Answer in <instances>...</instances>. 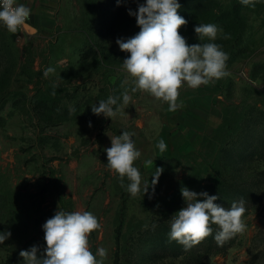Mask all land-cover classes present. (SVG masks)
<instances>
[{"label": "rangeland", "instance_id": "1", "mask_svg": "<svg viewBox=\"0 0 264 264\" xmlns=\"http://www.w3.org/2000/svg\"><path fill=\"white\" fill-rule=\"evenodd\" d=\"M145 2L63 0V22L28 21L35 31L17 34L0 24V232H11L0 244V264H24L19 253L33 246L43 254L42 226L58 210L98 218L101 228L89 235V247L93 254L108 250L104 264H264V0L254 8L240 0H178V14L188 21L179 32L189 45L209 42L198 39L199 24L223 30L212 42L229 55L230 75L196 89L185 83L178 103L213 92L223 120L188 141L166 138L164 152L156 147L157 131L175 121L161 120L177 119L181 110L131 92L133 78L123 68L130 54L116 43L140 31L129 9ZM63 32L70 36L57 44ZM75 32L83 39L74 40ZM49 67L55 71L45 78ZM126 89L129 105L122 102ZM109 96L120 97L117 116L93 114L92 105ZM140 118L150 121L143 127ZM123 131L135 133L141 153L136 196L126 190L128 179L121 187L107 166L110 137ZM148 160L153 163L145 166ZM156 168L163 172L153 188ZM182 187L215 195L226 209L243 199L246 232L219 246L213 224L212 235L185 251L169 239L172 216L186 206Z\"/></svg>", "mask_w": 264, "mask_h": 264}, {"label": "clouds", "instance_id": "2", "mask_svg": "<svg viewBox=\"0 0 264 264\" xmlns=\"http://www.w3.org/2000/svg\"><path fill=\"white\" fill-rule=\"evenodd\" d=\"M240 2L254 8L257 0ZM180 7L178 0H146L138 5L137 11L129 9V15L135 16L140 31L127 40H116L120 50L130 54L123 60V68L133 78L131 92H146L157 100L166 102L170 112L184 107L182 102L178 103V98L179 90L185 83L196 89L230 75L226 70L229 55L220 45L212 42L223 30L215 24H199L194 28L198 39L207 38L209 42L189 45L179 32L188 23L178 14ZM30 16L31 9L24 4H18L16 0H0V24L8 32L17 34L27 30ZM223 38L229 39L230 36L225 34ZM54 71L51 67L46 68L43 75L47 78ZM56 87L54 84L53 88ZM52 95H55V91ZM131 99L126 89L122 94L123 105H129ZM119 100L120 97L117 96L99 100V106L92 105V112L112 119L121 111ZM89 126L91 127V122ZM134 135L135 133L123 131L121 135L110 137L111 147L105 149L108 168L118 174L121 187H124V178L128 179L126 190L132 196L138 195L142 188L141 173L134 166L141 156L132 140ZM156 147L160 152L167 149L163 139L159 140ZM152 163V160L145 161V166ZM162 172V168H156L151 181L153 188ZM149 187V181L143 183V195L148 192ZM181 194L186 206L172 216L169 239L182 245L185 251L212 235L213 224L220 229L214 237L219 246L246 232L247 225L243 219L246 208L243 199L234 201L226 209L215 203L217 196L207 192L196 193L182 187ZM198 196L204 199L201 201ZM42 227L46 242L45 252L38 255L37 246L20 251L19 255L24 264H104L108 250L101 247L93 254L89 247V235L101 228L93 213L58 210ZM10 236L11 232H0V244H4Z\"/></svg>", "mask_w": 264, "mask_h": 264}, {"label": "crops", "instance_id": "3", "mask_svg": "<svg viewBox=\"0 0 264 264\" xmlns=\"http://www.w3.org/2000/svg\"><path fill=\"white\" fill-rule=\"evenodd\" d=\"M17 1L31 9V16L29 19L31 22H63V17L61 16L63 14V0ZM57 15L59 17L58 19ZM67 36L70 35L63 32L61 34V39L59 42H57V44H63L62 42H64ZM71 36L74 40L80 41L83 39V33L81 32H75V35ZM67 46H69L68 53L75 55V51L72 49L73 45L69 43ZM66 57L68 56L65 55V58ZM56 59L58 58H53V60ZM183 105L184 107L180 109L181 114L177 119L168 118L166 120H161L175 122H171L168 125L161 127V129L157 131V138L154 140L156 143H158L161 139L165 141L166 138L168 139L169 143H171V139H173L175 142V139H177L178 136L187 139V141L189 139H194L202 133L201 131L206 125H217L223 120V111L221 110V107L219 106L213 92H210L209 94L187 97L183 101ZM137 121H141V123L143 122L141 126L145 127L146 121L150 120L146 118H140ZM168 149H170V145L167 146L166 150ZM162 155L165 156L164 153H162Z\"/></svg>", "mask_w": 264, "mask_h": 264}, {"label": "water", "instance_id": "4", "mask_svg": "<svg viewBox=\"0 0 264 264\" xmlns=\"http://www.w3.org/2000/svg\"><path fill=\"white\" fill-rule=\"evenodd\" d=\"M30 31H35V28L32 27L31 25H29V28H28Z\"/></svg>", "mask_w": 264, "mask_h": 264}, {"label": "trees", "instance_id": "5", "mask_svg": "<svg viewBox=\"0 0 264 264\" xmlns=\"http://www.w3.org/2000/svg\"><path fill=\"white\" fill-rule=\"evenodd\" d=\"M119 235H120V231L118 232V237H119ZM115 264H118L117 259L115 260Z\"/></svg>", "mask_w": 264, "mask_h": 264}, {"label": "built area", "instance_id": "6", "mask_svg": "<svg viewBox=\"0 0 264 264\" xmlns=\"http://www.w3.org/2000/svg\"><path fill=\"white\" fill-rule=\"evenodd\" d=\"M16 2H17L18 4H22V3H20V2H19V1H17V0H16ZM28 21H29V20H28ZM27 23H28V22H27Z\"/></svg>", "mask_w": 264, "mask_h": 264}]
</instances>
